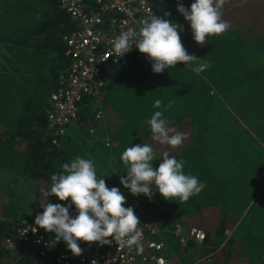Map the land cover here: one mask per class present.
I'll use <instances>...</instances> for the list:
<instances>
[{"label":"trees","instance_id":"16d2710c","mask_svg":"<svg viewBox=\"0 0 264 264\" xmlns=\"http://www.w3.org/2000/svg\"><path fill=\"white\" fill-rule=\"evenodd\" d=\"M180 2L187 8L192 0ZM151 4L155 15L189 26L177 0ZM221 18L230 28L206 37L203 46L192 34L181 37L202 61L178 62L156 74L145 55L132 51L116 64H102L97 96L105 117H95L97 97L85 96L76 122L101 159L76 132L53 143L47 130V98L69 63L63 38L75 25L59 0H0V264H47L31 247L10 255L2 240L18 242L17 228L34 221L42 205L67 203L46 193L51 175L77 156L92 159L97 177L121 189L124 206H133L141 223L157 218L170 229L204 230L203 243L188 240L182 248L195 264H264V0H225ZM203 61L210 67L197 74L193 68ZM158 110L184 134L179 146L153 139L147 121ZM139 143L152 146L154 168L165 154L183 159V171L205 188L186 202L131 195L119 182L127 171L120 155Z\"/></svg>","mask_w":264,"mask_h":264},{"label":"clouds","instance_id":"9594fccd","mask_svg":"<svg viewBox=\"0 0 264 264\" xmlns=\"http://www.w3.org/2000/svg\"><path fill=\"white\" fill-rule=\"evenodd\" d=\"M224 4L225 0H192L186 8L177 0L176 11L188 22L192 38L198 45L203 46L206 37L223 34L230 28L229 22L221 18ZM180 29L181 26L170 19L152 15L140 22L139 29L127 27L115 37L113 55L122 58L134 46L139 53L145 55L151 64V71L156 74L176 67L178 62L187 65L202 61L186 51L181 43ZM209 67L210 63L203 61L193 71L199 74ZM161 106L162 101L155 100L154 107L159 109ZM167 107H171V102ZM100 115L102 114H98V119ZM147 123L153 139L160 144L176 147L185 138L182 132H175L169 127L170 122L164 117L163 111H155ZM156 160L157 156L149 144L139 143L127 147L120 155V161L127 168L126 176L120 178V185L133 196L142 194L151 199L155 193H159L165 200L178 199L182 202L198 195L205 188V183L196 176L183 171V159L178 160L175 156L165 154L159 159L158 167L154 168L153 162ZM61 168L62 172L51 175V186L46 195L54 196L59 201L67 200V203L48 202L42 205L43 211L36 215L34 224L45 232L53 233L57 243L62 240L60 243L65 244L74 256L81 255L83 251L80 241L106 245L111 243L107 238L112 237L121 245H137L141 237L138 228L141 222L134 207L124 206L126 197L120 188H109L104 178L97 177L94 161L77 156L63 163ZM70 208H74L75 216ZM166 239L171 247L178 248V239L171 237L172 241L168 236ZM11 240L17 245L13 253L8 251L12 256L17 253V248L22 247L35 248L40 252L35 246L21 245L19 236L18 242ZM3 248L5 249L4 246ZM182 254L185 255L183 251ZM40 256L46 261L41 252ZM181 258L184 259L183 256ZM46 263L49 264L47 261Z\"/></svg>","mask_w":264,"mask_h":264},{"label":"built area","instance_id":"2783aa9c","mask_svg":"<svg viewBox=\"0 0 264 264\" xmlns=\"http://www.w3.org/2000/svg\"><path fill=\"white\" fill-rule=\"evenodd\" d=\"M94 1L97 8L91 7L87 0H59L60 7L76 29L63 38L69 63L59 76L58 87L47 98V130L53 137V143H56V137L70 130L82 136L76 122L85 96L97 97L95 117L98 121L103 120L105 111L97 96L104 84L101 66L108 62L116 64L132 51H137L133 46L131 52L119 58L113 55V41L127 27L139 29L143 19L155 15L153 0ZM179 31L180 37L191 35L189 26H181ZM98 114H102L99 119ZM105 143L109 145L107 139ZM138 228L141 237L137 245H121L112 237L107 238L111 243L106 245L80 241L83 251L79 256L61 247L62 240L57 243L53 233L40 229L34 221H22L17 233L21 245L37 247L49 264H193L182 250L169 245L166 236L178 239L181 247L188 240L197 244L205 240V232L200 228L192 227L185 231L176 225L169 229L156 219L155 224L140 223ZM3 246L10 253L17 247L10 238L3 240Z\"/></svg>","mask_w":264,"mask_h":264},{"label":"rangeland","instance_id":"374dc122","mask_svg":"<svg viewBox=\"0 0 264 264\" xmlns=\"http://www.w3.org/2000/svg\"><path fill=\"white\" fill-rule=\"evenodd\" d=\"M0 51H3V48L1 49L0 48ZM81 139L83 140V142H84V144L87 146V147H89L90 149H92V150H95V151H97L96 150V148L94 147V145L88 140V138H83L82 136H81ZM87 141H88V143H87ZM98 152V151H97ZM99 156L101 157V159H103V157H102V155H101V153L99 154ZM109 165V164H108ZM257 206V205H256ZM203 221H204V219H202ZM158 222H160V221H158ZM198 228V227H197ZM170 239H171V237H170ZM172 240V239H171ZM173 241V240H172ZM178 243V242H177ZM178 245V249L179 250H181V247H180V245H179V243L177 244ZM178 250V251H179Z\"/></svg>","mask_w":264,"mask_h":264},{"label":"crops","instance_id":"0c3cea01","mask_svg":"<svg viewBox=\"0 0 264 264\" xmlns=\"http://www.w3.org/2000/svg\"><path fill=\"white\" fill-rule=\"evenodd\" d=\"M156 219H157V218H156ZM60 246L63 247V248H66V249H67V247H66L65 244H61ZM41 258H42V257H41Z\"/></svg>","mask_w":264,"mask_h":264}]
</instances>
